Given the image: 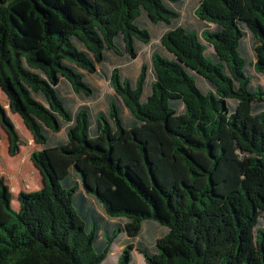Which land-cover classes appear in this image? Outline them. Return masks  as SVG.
I'll use <instances>...</instances> for the list:
<instances>
[{
	"label": "trees",
	"instance_id": "obj_1",
	"mask_svg": "<svg viewBox=\"0 0 264 264\" xmlns=\"http://www.w3.org/2000/svg\"><path fill=\"white\" fill-rule=\"evenodd\" d=\"M182 7L0 0V89L42 147L30 158L44 181L20 191L15 210L0 177V264H102L121 229L101 244L76 208L80 189L125 219L130 237L147 220L169 228L157 253L142 250L147 264H264V89L247 74L264 76V0H202L195 16L215 28L201 34L180 25ZM148 21L167 27L164 50L132 81L107 61L136 59L153 40ZM98 68L115 91L107 111L74 113L62 83L93 99L86 73ZM0 125L17 156L22 141L1 102ZM133 248L118 264H130Z\"/></svg>",
	"mask_w": 264,
	"mask_h": 264
},
{
	"label": "rangeland",
	"instance_id": "obj_2",
	"mask_svg": "<svg viewBox=\"0 0 264 264\" xmlns=\"http://www.w3.org/2000/svg\"><path fill=\"white\" fill-rule=\"evenodd\" d=\"M202 0H180V5L183 6L181 8V19L179 23L181 26H185L190 28L191 30L196 31L198 34H201L207 27H210L213 30L215 27L213 25H208L206 22L198 19L195 16V10L198 8ZM146 28H150V32L152 34L153 40L149 45H141L138 46L139 55L136 59L130 58H118L115 56H110L109 61H107L110 69L115 67H119L121 72L124 74L126 78L129 80L135 81L140 73L141 65L143 63H150L151 54L158 48H162L161 37L165 31H167V27L165 24H161L164 26L154 25L152 22ZM144 26V27H145ZM207 45V43L204 41ZM244 50L247 51L250 55L251 59H254L253 54V41L246 37V40L243 44ZM164 50V49H163ZM210 52L213 51L212 47L208 49ZM100 67V66H99ZM149 76H152V72L149 71ZM247 74L252 78V86L260 89H264V76L256 74V72L247 71ZM86 80L90 81L92 86L95 88V97L93 99H86L82 96H78L73 93L71 86L67 82H63L61 85V93L62 96L67 100L70 105L72 111L75 113L80 107H90L91 112L99 113L105 112L108 109V101L112 96L115 95V91L113 90L110 77L104 72V70L98 68V73L96 75H89ZM151 92L150 83L145 90L143 101L147 100L148 94ZM113 98V97H112ZM0 102L5 107L8 115L11 117L12 121L15 124V127L20 135L22 145L20 153L17 156L12 157L9 154V141L7 134L2 129L0 125V177H5L7 183L10 185L11 190L14 192L13 194V208L15 210H19L18 203V193L20 191L32 192L37 191L41 186V182L38 184L39 186L34 187L35 183V173L32 171L34 165L31 162V154L40 150V146L35 142L31 132L24 124L23 120L18 114H14L9 108V100L7 96L0 89ZM92 121L94 118L92 116ZM65 130V129H64ZM62 131L60 134L51 133L48 135L50 144H53L56 141H62L66 138L65 131ZM111 262L109 264H113Z\"/></svg>",
	"mask_w": 264,
	"mask_h": 264
},
{
	"label": "crops",
	"instance_id": "obj_3",
	"mask_svg": "<svg viewBox=\"0 0 264 264\" xmlns=\"http://www.w3.org/2000/svg\"><path fill=\"white\" fill-rule=\"evenodd\" d=\"M38 145V144H37ZM40 146V145H39ZM40 148H42L40 146ZM35 173V186L41 182V189L44 186L43 178L40 172L33 167ZM75 205L89 221L91 227L98 226V241L102 244L104 239L110 237L117 229H121L118 236L114 240L107 258L102 264H118L121 255L128 245H133L131 252L130 264H147L142 250L148 251L150 254L157 253V241L169 233V228L160 225L156 221L147 220L142 224L141 231L138 236L130 237L124 230L126 220L123 218H109L104 211L103 206L92 196L87 195L82 189L76 193Z\"/></svg>",
	"mask_w": 264,
	"mask_h": 264
},
{
	"label": "water",
	"instance_id": "obj_4",
	"mask_svg": "<svg viewBox=\"0 0 264 264\" xmlns=\"http://www.w3.org/2000/svg\"><path fill=\"white\" fill-rule=\"evenodd\" d=\"M9 108L12 111V104L9 102Z\"/></svg>",
	"mask_w": 264,
	"mask_h": 264
}]
</instances>
